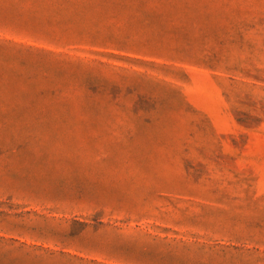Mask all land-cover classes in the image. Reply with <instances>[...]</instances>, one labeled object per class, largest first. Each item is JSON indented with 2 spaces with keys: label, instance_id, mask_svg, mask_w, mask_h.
Wrapping results in <instances>:
<instances>
[{
  "label": "rangeland",
  "instance_id": "374dc122",
  "mask_svg": "<svg viewBox=\"0 0 264 264\" xmlns=\"http://www.w3.org/2000/svg\"><path fill=\"white\" fill-rule=\"evenodd\" d=\"M0 264H264V0H0Z\"/></svg>",
  "mask_w": 264,
  "mask_h": 264
}]
</instances>
